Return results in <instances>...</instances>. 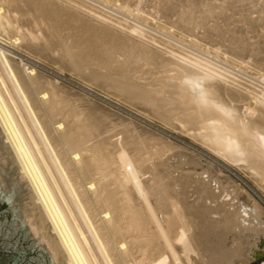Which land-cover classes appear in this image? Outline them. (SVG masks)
<instances>
[{"label": "bare ground", "instance_id": "6f19581e", "mask_svg": "<svg viewBox=\"0 0 264 264\" xmlns=\"http://www.w3.org/2000/svg\"><path fill=\"white\" fill-rule=\"evenodd\" d=\"M7 44L49 54L88 86L249 171L264 190V0H0V124L36 194L23 214L54 262L262 258L264 208L255 198L238 201L211 166L188 150L170 154L163 139L128 140L134 130L102 137V115L95 124Z\"/></svg>", "mask_w": 264, "mask_h": 264}, {"label": "rangeland", "instance_id": "374dc122", "mask_svg": "<svg viewBox=\"0 0 264 264\" xmlns=\"http://www.w3.org/2000/svg\"><path fill=\"white\" fill-rule=\"evenodd\" d=\"M23 45L10 46V45L7 44V45H5V47L7 49H9L15 56H17L16 57L17 59H15V61H17V63L22 61L24 64L27 65V67L36 68L37 71L39 72L40 76L43 74V78H44V79L42 78L43 80L46 79L45 81H48L50 79V80H52V83L53 82L56 83L58 85V87H59L58 89L60 90V94L63 95L64 97H66V98H68V96H69L68 100L67 99L66 100L68 102L70 101L69 103H71L73 105H76L80 109L84 110L89 115L91 120L92 119L95 120L96 118H99V115H100V117H101V115L103 117L105 115H108V116H106V119H103V117H101V119H97L98 120L97 124L95 123L97 120L94 121V123L97 126L100 127V125H102L103 128H100L101 132H104V131L108 132V133H105V132L102 133L101 134L102 137L111 136L115 140V139H118L119 136L120 137L125 136L123 134V131H126L125 134L128 135L127 137L129 138L130 137L129 136L130 132L132 130L135 131L136 127H137V129L139 131L138 134H140V135L139 136L136 135L137 134L136 133L137 130H136L135 132L134 131L131 132V134H130L131 136L132 135L137 136V138L135 137L136 139H139L138 137H140V140L141 141L144 140V142H147L148 140H150L149 142H151V141L153 142L154 140L159 138L155 142L160 143L161 142L160 139H163L164 141L162 143L164 144V142L167 141L166 144L171 146V149H172V152H173L172 153L170 151V154H172V155L175 154L174 156H177V154L181 153L180 150H182L183 153H187V154H189L188 151L190 153L192 152L191 156L195 154L194 155L195 159L197 157L198 161H200V162L203 161L201 167L206 169V166L209 165V166H211V168H212L211 170L213 172L215 170V174H218L216 176L221 178L220 182H223V183H221L222 184L221 185L220 182L218 181L219 184H220V188H223V187H225V189L229 188L230 189L229 192H233V191L236 192V190H239L242 193L237 191L238 192L237 193L238 201L243 200V198H248V199H250V198L254 199L255 198L254 200H256L261 205V207L264 208V190L261 189V186L257 182H254L255 180H254L253 176L250 175L251 173L249 171L245 172L246 170L243 169L242 167L238 168L237 166L229 164V163H226L225 161L221 160L217 156H214L213 153H211L210 151L208 152V149H205L204 146H201L202 145L201 143H197L198 141H196V140L193 141V139L190 136L181 133L182 131L180 129L178 130V129L175 128L176 129L175 130L173 128L174 129L173 130L172 127L170 128L168 126L163 125L156 118H154V117L149 118V116L151 117V115L148 114L147 111L145 113V110L142 109L141 107L139 108V106H132V105H130L131 106L130 107V106H128L129 104L123 103V102L120 103V101H118L117 98H115L114 96L112 97V95L111 96L108 95L107 93L103 92L101 89H99L97 87H92V86L90 87V85L88 86V84H86L85 82L80 80L78 77H76L73 74H70V72H68V68H65V66L63 67L61 65L62 68H65V69H61L60 67H56V65L58 63H56L55 61L52 62L53 57L50 56L49 54H44L45 56H42L40 54L35 53V51H32V50L28 51V48H26V46L25 45L23 46ZM20 47H22V48H20ZM29 54H30V56H29ZM36 56H37V58H36ZM43 57L44 58L46 57V58L42 59ZM49 57H51V61L47 60V58H49ZM54 63H55V66H54ZM59 65H60V63H59ZM56 84H54V85H56ZM74 94L76 96H74ZM34 95L36 96L35 89H34ZM36 98H38V96H36ZM79 100H80L81 103L79 102ZM83 104H85V105H83ZM93 105H95V106H93ZM94 108L95 109L97 108L99 110H97V109L95 110ZM93 111H98V113L100 112V114L95 112L94 115H93V113H92ZM101 113H104V114H101ZM95 116H98V117H95ZM107 117L111 119V123H113V121H114L112 118H115V120H117V119L120 120L118 117H120L121 120L124 119L123 122L128 121V123L125 122L124 124H129V122H130L131 124L125 125V126H127V129H130V131H128L127 129L126 130L124 129V130L121 131V129H123V127H124V124H122L123 123L122 121L118 122V120L115 121V123H114L115 125H117L119 123V125H118L119 127L115 126V127H118L117 129H119V131H116L117 129L114 127V124L112 125L110 123V120ZM106 120L109 121V124H108V121H107V124H105V126H104L103 124L106 123L105 122ZM100 121H102L103 123L100 122ZM99 122H100V124H99ZM120 122H122V123L120 124ZM121 125H123V127H120ZM107 127L109 129H107ZM114 129H116V130L114 131ZM143 131H145V132H143ZM110 132H111V134H109ZM119 132L120 133L122 132V133L120 134ZM127 132H129V133H127ZM104 134H106V135H104ZM113 135H115V137ZM116 135H118V138L116 137ZM141 135H143L142 138H141ZM134 136H132L128 140L133 139ZM151 136H152V138L153 137H156V138L151 140L152 139ZM5 140H6V134H5L4 129L2 128V126L0 124V164L3 166V168H2V166H0V169H1L0 170V182H1L0 186H1L2 190L5 193H7V194L15 189L16 200L11 203V207L13 209H17V207L20 206V210L22 208L21 213L24 216L23 218H24V220H25V222H26V224L28 226V229H29L32 237L34 238V240H38L40 236L35 234V232L32 230V227H30L29 223L25 219V215L26 214L32 213V211H31L33 209L32 202H34V200H36V194L33 191L29 180L27 178L21 177V175L19 173L20 172V166H19L18 161L16 159L15 153H14L11 145L9 143H6ZM133 140H135V139H133ZM136 141L138 142L139 140H136ZM162 143H160V144L163 145ZM171 143H172L173 146L171 145ZM174 144H176V145H174ZM178 145H179V147H178ZM180 146L182 148H180ZM173 149H175L176 151L173 150ZM181 160H182V162H184V161H186V158L185 157H176L175 158V161L181 162ZM184 167L186 168L185 172H189L190 173V171L194 170L195 172H198L199 175L203 173V172L200 173V170L202 171L201 167H200L201 169L199 167L198 168L196 167V170H195V168H192V166L190 167V165L189 166L188 165H184ZM189 168L191 170H188ZM197 169H199V170L197 171ZM191 173H193V171ZM207 175H206V173H204V174H202V177H204L206 179L208 177ZM222 179H224V180H222ZM224 182H227V183H224ZM219 184H215L214 183V185H217V186H219ZM223 184H226V185H223ZM230 184L231 185L233 184L235 187L233 185L231 186ZM226 186L234 187V190H233V188L226 187ZM236 186H238V188H236ZM239 188H241V190ZM229 198H231L230 195L227 196V199H229ZM30 205H32V207ZM26 206L27 207L30 206V207L26 209ZM26 210L28 211V213L26 212ZM37 210L38 209H36V212L35 211H33V212L34 213H38L39 210L38 211ZM23 213H25V215ZM38 245H40V246L44 245L46 250L50 254V252L48 250V247H47V244H46L45 241L42 242V240L40 239L39 242H38ZM50 256H51V254H50ZM53 262H54V260H53ZM261 262H264V255L262 256V258H260L259 260H257L253 264H260ZM54 264H58L57 261H55Z\"/></svg>", "mask_w": 264, "mask_h": 264}, {"label": "water", "instance_id": "95a60500", "mask_svg": "<svg viewBox=\"0 0 264 264\" xmlns=\"http://www.w3.org/2000/svg\"><path fill=\"white\" fill-rule=\"evenodd\" d=\"M15 200V189L7 194L0 186V264H54L45 246L38 245L40 237H32L20 206L11 207Z\"/></svg>", "mask_w": 264, "mask_h": 264}, {"label": "flooded vegetation", "instance_id": "af4514ba", "mask_svg": "<svg viewBox=\"0 0 264 264\" xmlns=\"http://www.w3.org/2000/svg\"><path fill=\"white\" fill-rule=\"evenodd\" d=\"M14 263L18 264V263H17V260H14V261L12 262V264H14Z\"/></svg>", "mask_w": 264, "mask_h": 264}, {"label": "built area", "instance_id": "2783aa9c", "mask_svg": "<svg viewBox=\"0 0 264 264\" xmlns=\"http://www.w3.org/2000/svg\"><path fill=\"white\" fill-rule=\"evenodd\" d=\"M264 262H261L260 264H263Z\"/></svg>", "mask_w": 264, "mask_h": 264}]
</instances>
